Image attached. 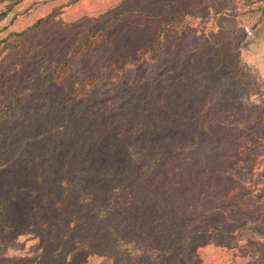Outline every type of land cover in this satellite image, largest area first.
I'll return each instance as SVG.
<instances>
[{
  "label": "rangeland",
  "instance_id": "1",
  "mask_svg": "<svg viewBox=\"0 0 264 264\" xmlns=\"http://www.w3.org/2000/svg\"><path fill=\"white\" fill-rule=\"evenodd\" d=\"M0 264H264L263 0H0Z\"/></svg>",
  "mask_w": 264,
  "mask_h": 264
},
{
  "label": "water",
  "instance_id": "2",
  "mask_svg": "<svg viewBox=\"0 0 264 264\" xmlns=\"http://www.w3.org/2000/svg\"><path fill=\"white\" fill-rule=\"evenodd\" d=\"M263 2H264V0H263Z\"/></svg>",
  "mask_w": 264,
  "mask_h": 264
}]
</instances>
